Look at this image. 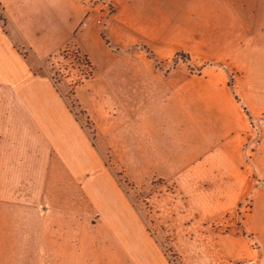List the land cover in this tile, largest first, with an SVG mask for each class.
<instances>
[{
	"label": "rangeland",
	"instance_id": "rangeland-1",
	"mask_svg": "<svg viewBox=\"0 0 264 264\" xmlns=\"http://www.w3.org/2000/svg\"><path fill=\"white\" fill-rule=\"evenodd\" d=\"M170 1L173 4L171 14L157 16L158 21L162 20L166 27L160 32L165 42H160L161 46H158L157 40L148 36L152 35V32L145 31L142 25L140 26L141 21L136 12L137 0H125L124 6L119 5L122 0H0V24L7 34L16 35L19 51L32 62H36V72L47 73L51 77L68 106L91 136L96 150L104 158L105 165L115 173L114 177L119 186L127 193L131 204V219L139 225L141 234L145 230L147 234L144 244L145 256L136 249L133 255L129 256L130 264H250L252 258L249 254L255 252L256 248L261 249V252L264 250V238L258 240L252 237L256 223L249 220L247 215L253 200V191H245L248 177L234 180L233 175L222 174V166L218 165V161L207 158L202 153L200 154L203 157H196L200 150L194 143V128L185 120V114L180 107L175 112L172 106L169 108V97L162 94L165 89L173 87L176 80L162 78L158 82L156 74L151 73L152 78H145L141 73L144 71L143 73L149 76L147 70H156L157 73L158 70H163L164 77L166 72H174L177 69L178 72H198L211 65L226 44L245 38H264V0ZM29 2L30 8L27 5ZM40 2L43 3L42 6ZM20 5L23 6L22 9L19 8ZM127 7L131 10L134 8L135 13H125ZM142 17L150 22L156 18L149 15ZM62 23L66 24L65 29H60L59 32L58 27ZM15 24L19 31L14 30ZM142 24L146 26L147 23ZM150 25L152 26V23ZM47 27L51 28V32H47ZM55 31L59 34L58 46L49 54H41L40 46H28L21 38L22 36L25 40L28 37L31 41L34 39L36 45H44V40H48L49 34L53 35ZM91 33L97 36L96 43L105 45L108 40L111 42V48L105 45L99 50ZM42 35L47 37L43 39ZM153 44L157 46L152 47ZM143 45L150 48L143 49ZM113 47L119 51H115ZM148 49L162 56L161 58L170 56L171 60L161 59L157 64L155 59H152L153 63L149 66V59L144 53L148 52ZM150 50L148 53L153 55ZM105 63L108 64L107 68ZM95 64L100 70L110 71V76L90 81L95 74ZM213 65L215 68L225 66L221 62ZM125 73L128 75H124ZM82 84L84 85L81 86ZM147 88L160 92L152 95V90L149 100L146 97L147 101H142L143 96L138 93H145ZM113 103L128 108L131 122H136L134 119L139 118L137 107L147 106L146 110L142 111L147 121L143 130L146 135H150L148 125L150 122L154 124L155 132L152 138L163 150L173 175H153L151 171L141 174L143 160L126 159L124 166L122 160L113 156L107 148L104 131L108 126L107 131L112 130L114 133V129L110 127V118L105 116L106 109L111 111ZM5 104L7 106H4ZM119 108L115 110L120 113L118 119L122 118V114L127 115L126 111L121 112ZM16 113L9 95L0 94V126L4 130L6 125L13 124L16 128L21 125L19 120L12 122V116ZM90 115L101 125L100 131L92 123ZM4 117L6 120H3ZM15 132L16 137L21 139L26 133L21 128ZM254 134L264 136V127L261 132L256 130ZM114 137L115 146L123 142L122 136L117 138L114 134ZM128 139L132 140L130 136ZM133 145L131 142V147L127 148L133 150ZM169 146H173L175 150H168ZM31 160L25 159L24 156H18L14 162L8 157L0 160L1 172L3 171L0 175V185L3 188L0 190V196L9 199L14 194L13 197L19 201L18 205L23 207L25 201H28L37 208L36 212L40 213L42 194L48 198H45V201L53 211L55 209L52 216L60 217L63 229L74 215L81 216L83 246H107L111 233L105 224H93L94 218L100 212L93 206L92 201L85 197V176L80 185L73 183L62 173L53 172L47 181L49 191L41 192L39 184L44 176L32 173L28 166ZM16 169L17 173H5L15 172ZM238 181L240 189H228V184L231 183L233 188V182ZM77 184L82 188H78ZM0 209L5 215V207ZM19 209L18 213L25 214L23 208ZM31 215L35 217L36 214L31 211ZM33 226L16 228L13 246L21 240L22 243L30 242V246L40 242L41 247L43 240L35 239L37 237L29 239L27 235L28 239L22 240L24 233L30 234L31 228L34 229V234L39 232L37 220ZM1 227L3 231L10 230L8 222ZM261 227L264 229L263 225ZM154 239L159 246L154 243ZM70 240L71 230L66 227L64 239L53 245L60 249L66 246L68 250ZM44 242V247H49L48 241ZM137 242L127 241L126 245L130 248L137 247ZM1 246H10L7 239H1ZM96 254L98 258L93 256L92 263H102L101 256ZM41 257L42 255L34 256V264L43 262ZM111 257L114 262H118L116 254ZM3 259L9 262L10 257L5 256Z\"/></svg>",
	"mask_w": 264,
	"mask_h": 264
},
{
	"label": "crops",
	"instance_id": "crops-1",
	"mask_svg": "<svg viewBox=\"0 0 264 264\" xmlns=\"http://www.w3.org/2000/svg\"><path fill=\"white\" fill-rule=\"evenodd\" d=\"M124 2L125 0H122L119 5L124 6ZM40 3L42 6L43 3ZM27 5L30 8V2ZM137 5L136 12L141 21L140 26L142 25L145 31L152 32V35L148 36L157 40L158 46H161L160 42L163 41V36L160 32L166 27L162 20L158 21L157 16L171 14L172 1L137 0ZM19 8L22 9L23 6L20 5ZM125 9V13L129 15L135 13L134 8L132 10L128 7ZM142 15L156 16V18L150 22ZM142 22H146L147 27ZM65 25L62 23L58 27L59 32L60 29H65ZM14 30H20L16 24ZM46 30L51 32V28L47 27ZM58 35L56 31L53 35L49 34V39L44 40V45H36L35 40L31 41L28 37L25 40L22 36L21 38L28 46H40L41 54H49L58 46ZM42 37L45 39L47 36L42 35ZM92 38L97 45V36L92 34ZM105 43L111 48L110 41L106 40ZM18 44L16 35L14 33L7 34L0 24V94L9 95V99L17 111L12 116V122L19 120L21 123L17 128L13 124L8 125L9 127L6 125V128L4 127L6 130L0 126V160L8 157L14 162L18 156H24L28 160L32 159L28 163L32 173L36 172L38 176H44L39 184L41 192L49 191L47 181L53 172L62 173L73 183L77 182L80 185L83 176H85V197L88 198V201H92L93 206L97 207L100 212L94 218L93 224L95 226L105 224L111 233V240L107 246L101 244L99 248L83 246L81 244L83 235L80 231V224L83 221L81 216L74 215L72 220L65 224L67 229L71 230L70 250H67L66 246L62 249L56 248L53 244L64 239L66 227L63 229L60 217L52 216L55 209L53 211V208L45 201L46 196L41 194L43 201L39 205L40 213H37V208L29 204L28 201H25L26 204L23 207L20 204L19 206V201L14 198V194L9 199L0 196V208L5 207L6 212L3 215L0 209V264H34V256L39 255H42L43 261L40 264H64V262L67 264H96L92 263L93 256L96 255L98 258L96 253H99L103 261L97 264H130L129 256L133 255L136 249L145 256L146 230L141 234L138 229L139 225L132 221L131 204L127 193L119 186L116 177H114L115 173L105 165L104 158L96 150L91 136L88 135L89 133L68 106L51 77L47 73H37L34 65L36 62H32L20 52ZM105 45L98 44L99 50ZM156 46L157 44H153L152 47ZM145 47L150 48L143 45V49ZM113 49L119 51L116 47ZM150 51L153 55L144 51L149 59V66L153 63L152 59H155L157 64L161 59L171 60L170 56L161 58L162 56ZM217 62L224 63V69L215 68L213 64ZM104 65L105 68L108 67V64ZM95 68V74L89 79L90 81L98 77L106 79L111 74L106 69H98L96 64ZM147 71L149 76L143 73L144 71L141 73L145 78H152L151 73H153L157 75L158 82L162 78L176 80L173 87L165 89L162 94L168 95L169 108L171 109L172 106L173 112H175L180 107L185 114V120L194 128V143L200 150L196 157H203L202 154H205L207 158L218 161V165L222 166V174L233 175L234 180L248 177L245 191L247 189L253 191V200L247 215L250 217L249 220L256 223L255 230H252V237L258 240L263 239L264 229L261 226H264V136H255L254 133L256 130L261 132L264 127V38L259 40L245 38L226 44L220 54L213 59L211 65L203 67L198 72H178L177 69L174 72H166L162 77L163 70H158V73L156 70ZM229 75L233 78L234 94L228 85ZM155 89L157 88L155 87ZM155 89L148 90L147 88L148 91L145 90V93L139 91L138 94L143 96L141 100L147 101V98L149 100L152 90H154L152 95L160 92ZM168 97L166 98L168 99ZM114 105L113 103L111 111L106 109L105 115L107 119L110 118V127L114 129V133L112 130L107 131L108 126L104 129L107 148L113 153V156L122 160V165H124V160L130 158L143 160L141 174L151 171L153 175H173L171 166L162 153L163 150L155 144V140L152 138V134L155 132L154 124L150 122L148 125L151 131L150 135L147 134L148 137L143 130L147 126V121L146 117L142 115V111L146 110L147 106L143 108L138 106L139 118L138 120L134 119L136 122H131L128 108H124V105L116 104L118 107ZM118 108L121 109V112L126 111L127 115L122 114V118L118 119L120 113L115 111ZM170 114H172V110ZM90 118H92L94 126L99 128L97 130L100 131L101 125L94 120L92 115ZM3 120H6V117ZM18 128L28 133L23 134V139L16 137L15 131ZM114 134L117 138H121V136L123 138V142L116 146ZM129 136L132 139L130 141ZM131 142L134 143L133 150L127 148L131 147ZM17 150L20 152L18 153ZM168 150L175 149L173 146H169ZM143 169L145 172L142 173ZM17 172L16 169L15 172L6 171L5 173ZM1 174L3 171L1 172L0 165ZM233 183L234 187L232 188L230 183L228 189L235 191L240 189L239 181ZM77 187L82 188L78 184ZM2 189L0 185V190ZM19 208H23L25 214L18 213ZM31 211L35 212V217H32ZM35 220L39 224V232L34 234V229L31 228L30 234L24 233L22 240H27L28 236L29 239L37 237L35 239L43 240L41 247H39L40 242L30 246V242L22 243L21 240L16 246H13L15 229L19 226L29 228L31 225L33 226ZM89 221L91 222V220ZM7 222L10 224V230H1V226ZM11 228H13L12 231ZM117 228L121 230L118 231ZM1 239H7L10 246L3 248ZM45 240L48 241L49 247L47 248L44 247ZM135 240L138 241L137 247L130 248L126 245L127 241L134 243ZM110 243H112V248L109 247ZM154 243L158 245L155 239ZM258 249L256 248L255 252L249 254L252 258L250 264H264V250L261 252V249ZM85 254L90 256L84 257ZM113 254L118 256V262H114L112 259ZM5 256L10 257L9 262L3 259Z\"/></svg>",
	"mask_w": 264,
	"mask_h": 264
},
{
	"label": "trees",
	"instance_id": "trees-1",
	"mask_svg": "<svg viewBox=\"0 0 264 264\" xmlns=\"http://www.w3.org/2000/svg\"><path fill=\"white\" fill-rule=\"evenodd\" d=\"M229 79H228V85H229V87L231 88V91H232V93L234 94V89H233V78L229 75V77H228Z\"/></svg>",
	"mask_w": 264,
	"mask_h": 264
},
{
	"label": "built area",
	"instance_id": "built-area-1",
	"mask_svg": "<svg viewBox=\"0 0 264 264\" xmlns=\"http://www.w3.org/2000/svg\"><path fill=\"white\" fill-rule=\"evenodd\" d=\"M84 25H85V23H84ZM239 264H241V263H239ZM243 264H246V263H243Z\"/></svg>",
	"mask_w": 264,
	"mask_h": 264
},
{
	"label": "water",
	"instance_id": "water-1",
	"mask_svg": "<svg viewBox=\"0 0 264 264\" xmlns=\"http://www.w3.org/2000/svg\"><path fill=\"white\" fill-rule=\"evenodd\" d=\"M222 68L224 69V66H222Z\"/></svg>",
	"mask_w": 264,
	"mask_h": 264
}]
</instances>
